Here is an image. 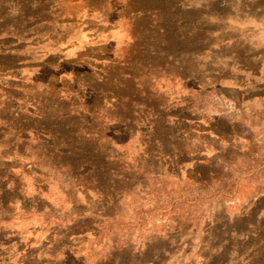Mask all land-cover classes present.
Here are the masks:
<instances>
[{
  "label": "trees",
  "instance_id": "16d2710c",
  "mask_svg": "<svg viewBox=\"0 0 264 264\" xmlns=\"http://www.w3.org/2000/svg\"><path fill=\"white\" fill-rule=\"evenodd\" d=\"M97 1L95 4L93 0H0V79L7 81L0 83V213L10 212L19 204L20 211L30 216L47 213L49 219L42 226L54 232L60 229L59 237L55 238L65 241L72 232H87L86 225H75L87 219H90L88 223L96 221L99 229L105 222L119 225L121 222L116 215L105 211L104 204L119 205L138 198L143 191L142 181H134V175L143 179L145 186L156 178L169 177L172 171L175 172L173 178L178 181L184 168L179 165H184L191 157L185 147L174 150L170 145L169 149H164L157 138L160 128L173 122L185 126L189 120L184 113L178 117L170 113L168 109L173 108L174 101H169L160 84L172 86L183 82L186 76L171 71L173 57L166 47L152 48L148 44L150 41L168 43L167 39L175 32H168L171 19L164 16L165 10L148 4L151 0ZM75 2L86 8L90 17L110 8L114 19L104 18L105 25L98 22L100 31H110L115 22L122 20L113 27H125L126 45L117 47L116 55L113 51L103 62L95 59L96 54L104 52L102 48L91 47L74 58L64 55L57 58L59 49H55V53L40 55L44 58L31 61L32 56L21 51L35 45L32 40L51 47L68 44L60 49L61 52L78 43H68L65 35L57 37L62 34L53 28L68 15L66 4L74 5ZM117 4L119 7L115 8ZM72 22L77 21L72 19ZM138 22L144 25L135 33L132 25ZM48 28L52 31L45 38ZM176 37L189 39L193 36L180 31ZM25 68L34 71L27 83L18 78ZM45 70L48 77L41 81L40 75ZM88 77L93 81L89 82ZM142 123H146V128L142 127L146 132H142ZM139 133H144L147 157L159 158L157 164H151L161 168L166 159L169 163L167 173L148 172L141 168V163L132 164L130 160H122L121 155H112L121 144L116 139L118 136L126 146ZM208 134L205 132L202 136ZM221 158L226 161L223 156ZM207 164L206 158H196L194 170L186 172L187 181L205 183L210 171L205 175L200 169ZM255 201L258 205L264 201V196ZM256 222V218L245 211L227 221V225L235 226L223 229L217 222L213 230H209L213 231V236L207 239L212 245L199 252L200 264H264V220ZM186 223V219H175L176 231H181ZM28 233L35 235L34 227L20 235L17 233L15 239L6 244L1 236L4 249H11L10 243L16 247L15 260L7 264H43L46 261L41 248L33 247L36 245L34 238H29L25 244L23 237ZM100 234H95L94 239ZM104 235L118 236L110 231ZM172 236L173 233L168 232L160 239L168 244ZM178 236L176 234L177 243L181 241ZM84 241H89L87 234ZM77 242L80 244L79 240ZM163 246L160 253H149L148 257L144 251H137L133 254V264H168L171 251ZM104 247L105 259L95 264H128L121 260V255L129 251L126 246L116 243L110 248L108 244ZM249 247L252 249L248 250ZM48 248L50 258L58 255L52 246ZM3 254L0 253V260ZM82 254L81 259L86 262L88 255Z\"/></svg>",
  "mask_w": 264,
  "mask_h": 264
},
{
  "label": "rangeland",
  "instance_id": "374dc122",
  "mask_svg": "<svg viewBox=\"0 0 264 264\" xmlns=\"http://www.w3.org/2000/svg\"><path fill=\"white\" fill-rule=\"evenodd\" d=\"M148 4L165 10L164 16L172 21L168 32H175L172 38L167 39L168 43L150 41L148 44L152 48L166 47L173 57L171 71L186 76L183 82L176 81L172 86H169V81L167 85L160 84H163L169 101H174L173 108L168 109L170 113L177 117L184 113L189 119L185 126L170 120L172 124L160 128L157 138L164 149H169L170 145L174 150L185 147L191 157L184 165H179L184 168L178 181L173 178L175 172L172 171L169 177L156 178L145 186L143 179L134 175V181H142L143 191L138 198L119 205H112L111 202L104 204L105 211L116 215L121 223L105 222L99 229L96 221L88 223L90 219L84 220L75 225L84 224L88 231L72 232L68 241L55 238L60 229L54 232V229L42 226L49 219L47 213L30 216L20 211V204L10 212L0 213V238H5L2 240L4 244L14 240L17 233L20 235L34 227L35 235L28 233L23 240L26 244L29 238H34L36 245L33 247H40L46 260L43 264H95L105 259L107 253L104 246L108 244L110 248L116 243L129 250L121 255V260L128 261V264H133V254L137 251H144L148 257L149 253H160L163 245L171 251L168 264H200L199 252L212 245L207 239L213 236V231L209 230L217 222L222 224L223 229L235 226L227 225V221L244 211L252 214L257 224L264 220V201L255 205V200L264 196V0H151ZM66 8L68 15L63 16L53 28L62 34H57V37L65 35L68 43H78L61 52L60 49L68 44L51 47L32 40L35 45L21 51L31 55V61L43 59L39 56L51 54L55 49H59L57 58L63 55L74 58L91 47L102 48L105 53L96 54L95 59L103 62L113 51L116 55L117 47L126 45L128 35L125 27H113L122 20L115 22L110 31H100L98 22L105 25L104 18L114 19L110 8L99 10L91 17L86 8L77 6L76 2L74 5L66 4ZM72 19L77 22L73 23ZM143 25L141 22L132 25L134 32L138 33ZM87 29L89 32H86ZM50 31L52 29L46 30L45 38ZM180 31L193 37L177 39L176 33ZM33 74L34 71L25 68L18 78L27 83ZM45 74L47 70L40 75L41 81L47 79ZM88 81L93 79L88 77ZM6 82L0 79L1 84ZM141 125V128H146V123ZM144 128L142 132H146ZM205 132L209 134L202 136ZM143 137L144 133H139L124 146L122 143L125 142L118 136L116 139L121 144L117 153L112 155H121L122 160H130L132 164L141 163V168L148 172L158 173L161 170L167 173L169 163L166 159L161 168L151 164H157L159 158L147 157ZM195 157L197 160L206 158L209 163L206 168L200 169L205 175L210 171L205 183L186 179V172L195 168ZM149 177L153 179V176ZM51 201H54L53 198ZM179 218L186 219L187 223L181 231H176L178 227L174 220ZM130 221L133 222L129 225L127 222ZM109 231L118 236L106 237L104 234ZM7 232L9 234L5 235ZM98 232L104 236L100 234L96 240L94 235ZM168 232L173 236L168 244H164L160 236ZM86 234L88 242L84 241ZM176 234L181 238L179 243ZM20 243H17L18 246ZM4 244L0 243V253H4L0 264L12 263L16 247L10 243L11 249H4ZM48 246L59 252L56 257L50 258ZM82 253L88 255L86 262L81 259Z\"/></svg>",
  "mask_w": 264,
  "mask_h": 264
}]
</instances>
